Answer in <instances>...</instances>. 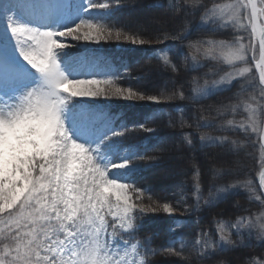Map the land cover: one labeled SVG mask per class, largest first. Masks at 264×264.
Listing matches in <instances>:
<instances>
[{
  "label": "snow or ice",
  "instance_id": "obj_1",
  "mask_svg": "<svg viewBox=\"0 0 264 264\" xmlns=\"http://www.w3.org/2000/svg\"><path fill=\"white\" fill-rule=\"evenodd\" d=\"M120 6L121 0H0V264H152L149 257L158 254L150 247V239L137 236L150 221L147 213L170 214L176 209L170 203L153 206L151 196L146 204L144 194L151 189L138 182L149 171L162 167L174 180L182 173L163 163L159 139L124 143L122 137L129 128L153 131L145 127L147 115L143 122L129 125L99 103L77 98L117 97L156 104L191 98L199 103L230 91L234 80L244 81L237 104L222 110L236 112L242 105L247 115L239 122L227 120L228 127L221 125V130L242 134L250 147L259 144L264 149V0H232L228 4L167 0V4L153 5L176 24L163 40L184 41L194 32L212 37L223 29L237 33L230 41L209 38L189 43V54H184L189 71L207 67L201 59L222 61L230 71L221 69L224 75L205 80L203 85L196 78L186 85L169 77L157 95L131 85L118 86L117 81L131 77L119 68L113 70L107 58H72L66 51L69 45L59 39L70 36L99 43L123 38L132 45L151 43L150 38H138L142 34L151 37L143 26L136 34L124 35L93 22L111 20ZM155 39L163 42L160 36ZM150 51L161 54L151 57L162 62L157 69L161 75L165 70H180V54L172 47ZM122 67L127 72L129 66ZM96 68L105 70L87 71ZM98 75L107 78H95ZM185 87L191 88L188 96ZM173 107L184 111L178 105ZM185 127L193 125L182 120L180 128ZM175 135L177 147L187 146L190 151L196 150L197 143L227 152L242 150L228 135L201 134L198 141L194 132L182 130ZM157 148L159 154L149 155ZM145 160L148 162L143 163ZM259 163L264 167V157ZM200 176V169L195 168V183L189 189L194 190L197 208L202 199L213 206L229 194H237L233 189L241 187L248 188L249 198L264 206V191L256 194L250 180L218 189L213 185L203 198ZM259 179L264 189V172ZM173 187L184 189L179 182ZM169 231L176 235L174 227ZM176 243L181 245L179 250ZM188 247L182 239H173L164 251L181 256ZM254 247L264 249V211L241 216L233 223L218 222L214 230L201 229L191 244L194 264H212L217 256ZM241 264H264V256Z\"/></svg>",
  "mask_w": 264,
  "mask_h": 264
},
{
  "label": "rangeland",
  "instance_id": "obj_2",
  "mask_svg": "<svg viewBox=\"0 0 264 264\" xmlns=\"http://www.w3.org/2000/svg\"><path fill=\"white\" fill-rule=\"evenodd\" d=\"M104 0H102L103 2ZM134 2H137L136 0H133ZM154 1V0H149ZM111 0H107L103 3H109ZM131 2V0H130ZM215 2L228 4L231 3L232 0H215ZM148 0H138V7L133 9H124L125 13L120 14L119 18H121L122 22L124 21H131V26L128 28L129 30H132L134 28H137L138 31H140L141 26L145 29L146 32H150L151 35L158 32L156 30H166L170 31L169 28L171 27L172 30L175 29L176 24L175 22L169 17L166 16L162 9H155L151 8L150 5L147 4ZM163 3L167 4V0H155V4ZM154 4V3H153ZM96 11V10H92ZM100 21V20H99ZM99 21H93L94 23H99ZM113 34H115L116 29H112ZM124 35H132L133 33H123ZM237 35L235 31L225 29L221 34H219L218 38H221L223 41H230L233 39V37ZM245 36L246 33H244ZM213 37V36H212ZM66 38V37H65ZM65 38H59L61 41L65 42ZM138 38H141L140 36ZM203 38H211V37H203ZM217 39V38H216ZM173 42L176 40L171 39ZM78 47L83 50H91L94 47H103L104 52L106 53L105 57L107 58L111 64L113 65V70L116 68L120 69V72L124 75L130 76L131 79H121L117 81V85L120 87H127L131 85L134 89H137L139 91L145 92L148 95H157L158 90L163 89L164 83L168 82L169 77H174L180 82L187 85V79L185 77H182L184 75H177L170 70L167 71L166 75H161L157 69L161 65V61H158V59H153L151 57H158L160 55L159 52H156V55H152V51L150 49H155L157 46V49H160V42L156 40H151V43H146L144 45H132L130 42L124 41L123 38L119 41L115 39L107 40V41H100L99 43H96L95 40L93 41H84L79 40ZM159 44V45H158ZM125 51V52H124ZM131 51V52H128ZM151 52V53H150ZM82 51L78 53L81 54ZM150 53V54H149ZM91 54H88V57H91ZM77 58V57H76ZM186 66L184 62V56L181 59ZM203 60L201 59V62ZM218 65L224 63L222 61L217 62ZM128 65L129 68L127 72L122 67V65ZM218 69V68H217ZM105 69L96 68V69H87V71H104ZM151 73H154L155 78H149ZM198 81L201 85L205 82V80L211 81V78L209 77V74L206 70L201 71L198 76ZM81 78H93L91 76ZM97 79H106L107 77L104 76H96ZM145 83V84H143ZM243 84L244 81H241ZM242 86V85H241ZM241 86H239V91ZM101 87H108L107 85H101ZM178 87V84H177ZM187 89V87H185ZM169 90H171V85H169ZM191 91V88L189 89V92ZM238 95H243L241 93H235V94H225V95H217L214 98L208 99L203 101L202 107L203 111L200 114L194 115L193 111L189 110L183 117L178 116V112L171 113L165 115L160 114H154L151 112V109L154 108L157 104L150 101H129L124 100L122 98L117 97H85V98H77V99H84L88 102L93 103H99L100 105L104 106L105 110H107V105H123L127 106L128 104H131L129 107L133 108L132 111H128L126 109L124 110H108L109 112H115L120 117L121 115H125V119H123L124 122L128 123L129 125L136 123L137 121H140V119H144L145 115L149 117V121L145 124L146 128L153 129L152 132H146L148 138H150L151 141H156V138H160L159 140L163 142V148L169 149L170 147H175L177 151V163L174 164L173 168H175L178 172L182 173L178 176L175 180L171 177H169L167 173V168H160L154 171H149L147 175L146 182H143V187H150L152 192V204L153 206H156L157 203L162 205L163 203H170L176 210L172 213H165L163 211L155 212V213H147L146 217L150 218L149 223L147 224L145 231L146 234H150L153 236V239H151L150 247L153 249H156L158 254L155 256H152L155 259L162 260L163 258V251H158L159 248H162L166 241V237H168L171 232L169 231L170 225L175 221L176 223H180L186 216H189L190 219L187 222V225L181 224L177 227L175 232H178L181 234L182 240L187 242L189 244V247L187 250L183 252L181 256H177L172 254L173 256L187 262L188 264H194L195 262V252L191 248V244L194 242L195 238L194 235L190 232L193 231L195 227V220L191 217V209L193 204L196 202V195L194 194V190L190 191L189 189H192L195 180L192 171V164L196 165H203V172L205 176H209L212 180H216L219 178V176L223 173L227 172H243L242 175L237 177L235 180L231 182H224V181H218L223 184H229L232 185L236 182H245V181H252V187L255 190L256 194L258 193L255 179H253V171L257 168V166L260 164L259 161L262 157H264V152H262L258 146L255 148H252L249 150V143L247 140L242 138L241 140L244 142L246 149L250 153H246V155L242 152V150L239 152H227L223 148L221 150L214 147L204 148L201 147L197 143V148L195 151L188 150L187 146L184 148H178L179 141L176 138V135L178 130L185 131V132H194L196 133V139L199 140V136L201 134H207L213 137H219L221 135H228L230 140H234L235 137L237 140H239V136H235V133H229L227 131L220 130L221 123L225 127L227 126V120H233L234 122H239L242 119H244L247 115V113L244 111L243 106L241 105L236 112H229L228 114L224 115V111L222 110L224 106L227 105H235L236 99ZM233 98V99H231ZM235 100V103L231 104ZM175 101L179 102L180 99H175ZM163 100L160 102L162 103ZM159 103V104H160ZM190 109H194L193 105H188ZM196 110V109H195ZM205 113V114H204ZM187 118V119H186ZM185 121L186 124H192V128L185 127L184 129L180 128V122ZM194 120L196 121L195 123ZM224 121V122H223ZM205 123V122H211L214 124V127L208 128V129H202L201 127H196L199 123ZM141 131H144L142 129L136 128L132 130H128L125 133H129L131 137H129L128 143H135L137 141L136 133H139ZM163 131H166L167 133L164 135ZM162 133V134H161ZM240 137H243L242 134H240ZM160 148H157L155 152H151L150 155L159 154ZM166 154V153H165ZM237 155V156H234ZM252 156V158H251ZM209 160L207 163L206 161ZM211 161V162H210ZM183 173H187L186 175ZM153 179V182L151 180ZM181 183L184 185V189L181 190L180 188L173 187L175 183ZM157 185V186H156ZM207 186V187H205ZM202 189V193L204 194L203 198H207L209 194V189L212 188V186H209V184L205 183L202 186L200 185ZM241 193L244 195L242 196V201L239 203V201L234 200L233 202H229V204L234 203L232 206V213H226L223 218H229L231 219V223L235 222L239 217L244 216L247 217L250 214H259L260 212L264 211V206L260 205L259 201H255L254 199H250V192L248 188H239ZM149 195L147 193L144 194V202L147 204L149 203L148 199ZM237 201V202H235ZM247 201V202H244ZM201 203H203V199L201 200ZM244 203H248L246 206ZM228 204V205H229ZM230 208V207H229ZM218 209V208H217ZM223 211L226 212L225 208H222ZM231 209V208H230ZM220 210V209H219ZM174 216L173 220H170V217ZM202 217L204 218L205 215L202 214ZM202 222L200 225H203ZM201 229H199L200 232ZM189 231V232H188ZM181 237L178 238V240H181ZM233 239H236V237H233ZM181 245L179 244L176 249L179 250ZM227 255V257H225ZM231 255V256H230ZM256 256H264V249H261L259 247L249 248V249H240L236 251H231L226 253L225 255L217 256L216 259L212 262V264H241V261H247L251 257ZM166 264H173V261L165 262ZM198 264V262H196Z\"/></svg>",
  "mask_w": 264,
  "mask_h": 264
},
{
  "label": "trees",
  "instance_id": "obj_3",
  "mask_svg": "<svg viewBox=\"0 0 264 264\" xmlns=\"http://www.w3.org/2000/svg\"><path fill=\"white\" fill-rule=\"evenodd\" d=\"M137 2H134L133 0H131V3H133V6H132V8L133 9H135V8H137L139 5H138V0H136ZM154 3V4H153ZM148 5H150V7L151 8H157V9H160L159 7H153V5H156L155 4V0L154 1H149L148 0V3H147ZM125 24L126 25H130V27H132L131 26V21H125ZM111 27L113 28V29H116L117 31H121L122 33H128V34H130V33H133V34H136L137 32H139L138 31V29L137 28H134V29H132V30H125V31H123V30H120L115 24H111ZM189 27H190V25H189ZM168 29H166V30H160V31H158V32H156V33H154V34H152L151 35V37H149L148 35H146V34H142V35H140V37L141 38H144V39H151V40H156L155 39V36H160L161 37V40L162 41H166V40H163V37H164V35L165 34H168V35H171V33H172V28L170 27L169 28V30L170 31H167ZM157 41V40H156ZM168 41H169V39H168ZM178 42H179V44H181V45H183L184 46V48H186V47H188V40L187 41H180V40H178ZM191 43V42H190ZM151 53V52H150ZM179 66H180V70L178 71V72H176L175 74H177V75H184V76H182V77H185V79H187V85H191V82H192V80H193V78H194V76L193 75H190V73H188L186 70H185V68L183 67V65L181 64V63H179ZM166 76H167V71H166V74H165ZM178 87H179V84H178ZM189 89H190V87H187V89L185 88L184 89V92H185V95L186 96H188V93H189ZM187 103H188V105H190L191 106V103H190V98H187V99H184ZM202 103L203 102H199V103H195V107H194V109H193V113H194V115H198V114H200L201 112H204L203 111V107H202ZM188 105H184V104H178V106H180L182 109H186V107L188 106ZM196 109V110H195ZM165 112H168L169 113V110H167V109H165V111H163V113H165ZM229 112H224V115H226V114H228ZM205 114V113H204ZM196 121L194 120V123H195ZM165 133H167L166 131H164ZM178 134V133H177ZM235 136H237V134H235ZM241 145L243 146V153L246 155V153H249L248 152V150L246 149V147H245V144H244V142L243 141H241ZM221 150V149H220ZM249 155H250V153H249ZM234 156V155H233ZM235 156H237V155H235ZM234 156V157H235ZM251 158H252V156H251ZM209 160H207L206 161V163L208 162ZM211 162V161H210ZM192 166V170H193V172L195 171V168H194V165L192 164L191 165ZM203 165H199V164H197L196 165V168H199L200 169V173H201V176H200V183L201 184H205V183H207V184H211V182H213V181H228L229 180V182H231V181H233V180H235L237 177H239L240 175H242V173L243 172H227V173H223V174H221L220 176H219V178L218 179H216V180H212L211 178H209V176H205L204 175V172H203ZM230 173V174H229ZM234 192H236L237 194H235V195H231V194H229L228 196H227V199H224V200H222V201H218L216 204H215V207H213V208H211L209 211H207V213H206V215H205V217L202 219V222L204 223L202 226V228H209L210 226H214V224H215V220L218 218V217H224L225 216V214L226 213H232V206L234 205V203H231V204H229V202H233L234 200H237V201H239V203H241V201H242V196L244 195L243 193H241V191H237V190H234ZM237 201H235V202H237ZM244 202H247V201H244ZM229 204V205H228ZM245 205L247 204L248 205V203H244ZM246 205V206H247ZM221 207L222 208H225L226 209V212L224 213V212H221V211H223V209H221ZM231 209H230V208ZM218 208V209H217ZM220 209V210H219ZM231 256V255H230ZM225 257H227V255L225 256ZM155 259V258H154ZM176 260H181V259H179V258H177V257H175V256H173V255H169V254H165L164 256H163V258H162V260H160V262L162 263V264H166L165 262H168V261H176Z\"/></svg>",
  "mask_w": 264,
  "mask_h": 264
},
{
  "label": "bare ground",
  "instance_id": "obj_4",
  "mask_svg": "<svg viewBox=\"0 0 264 264\" xmlns=\"http://www.w3.org/2000/svg\"><path fill=\"white\" fill-rule=\"evenodd\" d=\"M149 78H155L154 76V73H151V75L149 76ZM145 84V83H143ZM166 153V154H165ZM177 151H176V148L174 147H170L169 149H165L164 151V155H165V161L163 162L164 164L168 165L169 167L173 168L174 164L177 163ZM152 182H153V179L151 178ZM154 183V182H153ZM157 186V185H156Z\"/></svg>",
  "mask_w": 264,
  "mask_h": 264
},
{
  "label": "water",
  "instance_id": "obj_5",
  "mask_svg": "<svg viewBox=\"0 0 264 264\" xmlns=\"http://www.w3.org/2000/svg\"><path fill=\"white\" fill-rule=\"evenodd\" d=\"M264 170V169H263Z\"/></svg>",
  "mask_w": 264,
  "mask_h": 264
}]
</instances>
